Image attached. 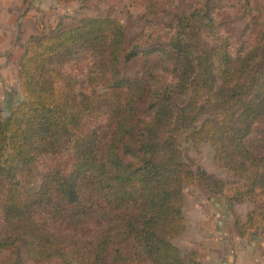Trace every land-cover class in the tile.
Listing matches in <instances>:
<instances>
[{
	"label": "trees",
	"instance_id": "1",
	"mask_svg": "<svg viewBox=\"0 0 264 264\" xmlns=\"http://www.w3.org/2000/svg\"><path fill=\"white\" fill-rule=\"evenodd\" d=\"M151 1L145 17L160 14L166 32L131 50L120 21L88 16L27 41L24 99L4 117L0 96L8 264H203L174 244L188 187L250 203L236 231L264 237V4L235 0V34L210 3ZM138 58L140 73L122 77ZM189 143L211 146L231 188L194 169Z\"/></svg>",
	"mask_w": 264,
	"mask_h": 264
},
{
	"label": "rangeland",
	"instance_id": "2",
	"mask_svg": "<svg viewBox=\"0 0 264 264\" xmlns=\"http://www.w3.org/2000/svg\"><path fill=\"white\" fill-rule=\"evenodd\" d=\"M29 0H0V96L1 108L4 117H8L12 110L22 103L24 97L20 88V60L25 51V45L31 36L51 35L58 26H66L80 20L83 17L110 18L120 21L127 32V48H133L139 42V38L150 32L163 34L161 15L152 17L150 22L145 16L149 13L153 4L151 0H79L73 15L55 14L48 15L35 9ZM210 3L216 6L224 14L226 28L235 34L238 33L242 24L238 21V5L235 0H184L185 4ZM255 5H263L264 0H252ZM29 17V18H28ZM143 35V36H142ZM144 36V38L146 37ZM156 38V37H155ZM161 38V37H158ZM144 60L141 58L122 63V77L135 78L140 73ZM184 153L187 161L194 169L201 168L215 179L222 181L231 188L236 181L226 170L217 166L214 162V152L209 144H202L199 148L193 144L184 145ZM218 199L225 202L233 216H236V205H246L250 211L254 208L250 203H230L221 195H214L206 189L199 187H188L185 191L184 215L187 219V231L190 221L194 219L197 207L201 200ZM249 211V212H250ZM174 240V244L183 252H197L198 249H188L185 244V234ZM186 247V248H185ZM202 259V257H201ZM11 253L0 254V264H8ZM26 264H62L59 261L36 263L26 260Z\"/></svg>",
	"mask_w": 264,
	"mask_h": 264
},
{
	"label": "crops",
	"instance_id": "3",
	"mask_svg": "<svg viewBox=\"0 0 264 264\" xmlns=\"http://www.w3.org/2000/svg\"><path fill=\"white\" fill-rule=\"evenodd\" d=\"M78 1L29 0L28 4L48 15H73ZM198 204L201 210L195 213L184 237L188 249L199 250L203 264H264V237L260 228L240 238L233 223L232 212L225 202L205 199ZM245 206L234 207L243 221L250 211Z\"/></svg>",
	"mask_w": 264,
	"mask_h": 264
}]
</instances>
